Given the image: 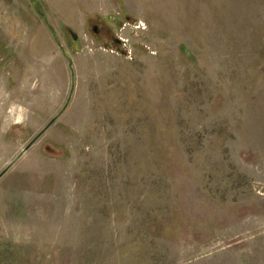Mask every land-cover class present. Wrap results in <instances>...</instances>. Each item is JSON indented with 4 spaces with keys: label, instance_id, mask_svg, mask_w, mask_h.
I'll return each mask as SVG.
<instances>
[{
    "label": "rangeland",
    "instance_id": "374dc122",
    "mask_svg": "<svg viewBox=\"0 0 264 264\" xmlns=\"http://www.w3.org/2000/svg\"><path fill=\"white\" fill-rule=\"evenodd\" d=\"M0 264H264V0H0Z\"/></svg>",
    "mask_w": 264,
    "mask_h": 264
},
{
    "label": "water",
    "instance_id": "95a60500",
    "mask_svg": "<svg viewBox=\"0 0 264 264\" xmlns=\"http://www.w3.org/2000/svg\"><path fill=\"white\" fill-rule=\"evenodd\" d=\"M73 35H74V38H77V35H76V33H73Z\"/></svg>",
    "mask_w": 264,
    "mask_h": 264
}]
</instances>
